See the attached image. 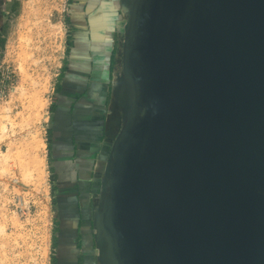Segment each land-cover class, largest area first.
<instances>
[{
  "label": "water",
  "instance_id": "1",
  "mask_svg": "<svg viewBox=\"0 0 264 264\" xmlns=\"http://www.w3.org/2000/svg\"><path fill=\"white\" fill-rule=\"evenodd\" d=\"M125 17L97 264H264V0H129Z\"/></svg>",
  "mask_w": 264,
  "mask_h": 264
},
{
  "label": "crops",
  "instance_id": "2",
  "mask_svg": "<svg viewBox=\"0 0 264 264\" xmlns=\"http://www.w3.org/2000/svg\"><path fill=\"white\" fill-rule=\"evenodd\" d=\"M90 2L75 5L68 0L69 29L51 96L47 148L54 181L52 264H95L98 174L118 130L106 100L120 68V21L115 23L110 0Z\"/></svg>",
  "mask_w": 264,
  "mask_h": 264
},
{
  "label": "rangeland",
  "instance_id": "3",
  "mask_svg": "<svg viewBox=\"0 0 264 264\" xmlns=\"http://www.w3.org/2000/svg\"><path fill=\"white\" fill-rule=\"evenodd\" d=\"M90 1L75 0V5H87ZM110 2L117 13L115 23H122L126 17L121 1ZM68 7V0H0V39H4L0 44V112L6 108L13 122H18L17 125L20 123L16 112L21 107L16 96L21 91V84L23 88H29L21 77V73L25 72L23 69L41 81L46 80V83L43 82L46 87L41 92L44 110L39 121L22 131H18L21 124L13 125V128L6 125V131L0 129V264H52L51 236L55 207L47 130L52 109L51 96L69 29L66 23ZM112 85L114 78L108 86L106 105L109 106L107 112L112 119H116L118 127L121 109L117 101H111ZM10 107L11 110L7 111ZM37 132L41 148L34 153L43 162L41 165L37 162L33 170L26 166L25 148H29L27 136ZM21 135L27 144L22 150L18 143L22 142L18 140L22 138ZM14 138L17 140L13 141ZM102 174H98V179ZM94 261L97 264L96 258Z\"/></svg>",
  "mask_w": 264,
  "mask_h": 264
},
{
  "label": "bare ground",
  "instance_id": "4",
  "mask_svg": "<svg viewBox=\"0 0 264 264\" xmlns=\"http://www.w3.org/2000/svg\"><path fill=\"white\" fill-rule=\"evenodd\" d=\"M128 4H129V0H125L124 1V4H123V12L126 13V11L128 12ZM26 54V53H25ZM27 55V54H26ZM31 60V59H30ZM25 70L24 74L21 73L23 76L22 79L24 82H27L28 85H29V88L25 89L23 88V85L21 84L20 88H21V91L19 92V95H15L16 98H17V103L18 105L21 107V110L16 112L18 117L20 118V123L21 126L17 125V123H14L13 120L11 119L12 116H10L8 114V112H6V108L5 110L2 109V113L0 114V129L2 131H6V125H10L9 128H13V125H17L19 128H18V131H22V130H25L27 129L28 127H30V125H34L36 122L39 121L40 119V116L42 115V109L44 107V101L42 100L43 98H41V92H42V88L45 89V84H43V82L46 83V80L44 81H41L39 80L38 78H35L32 76V74H28L26 72V69H23V71ZM36 71V70H35ZM36 73V72H35ZM40 73V72H39ZM20 74V75H21ZM39 75V74H38ZM43 76V75H42ZM119 79V76L117 74H115L114 76V85L117 83ZM21 81V80H20ZM42 82V83H41ZM48 84V83H47ZM48 87V86H47ZM18 90V89H17ZM45 92V90H44ZM43 92V93H44ZM122 93L120 94H115L114 93V97H116L117 101L120 100V102H122ZM14 96V95H13ZM14 96V97H15ZM12 97V98H14ZM119 98V99H118ZM13 101V99H12ZM14 103V101H13ZM9 104V103H8ZM10 105V104H9ZM4 106H6L4 104ZM7 107V106H6ZM13 107V105L11 106ZM11 107L10 108H7V111L8 110H11ZM3 108V107H2ZM1 110V109H0ZM44 110V109H43ZM15 112H14V115H15ZM42 121V120H41ZM38 125V124H37ZM15 127V126H14ZM16 128V127H15ZM9 130V129H8ZM17 130V129H16ZM14 131V130H13ZM12 131V132H13ZM12 132H11V135H12ZM24 132V131H23ZM8 133V131L6 132ZM15 134V132H13ZM17 133V132H16ZM1 134V133H0ZM5 134V133H4ZM23 134V133H22ZM27 134V133H26ZM39 134L38 132L36 134H32L27 136L28 138V145H29V148H25L24 146L27 145L25 144V140L24 138L22 137L23 135H21V139L19 138L18 140H22V142H18L19 143V148H21L22 150V147H24L26 150H27V153L25 154V157L27 158V163H26V166L27 168H33V170H35V166L37 164V162L39 163V165H41L40 163H42V159H39L38 156H35L36 153L35 150H39L41 148V143H40V139L38 138V135ZM2 135V134H1ZM6 135V134H5ZM4 135V136H5ZM13 136V135H12ZM15 136V135H14ZM19 136V135H18ZM2 137V136H1ZM40 137V136H39ZM4 138V137H3ZM17 139L14 138L13 141H16ZM11 141V140H9ZM23 148V149H24ZM25 152V150H24ZM10 153V152H9ZM40 153H41V150H40ZM1 154V153H0ZM7 154V153H6ZM5 154V155H6ZM28 154V155H27ZM10 155H13V154H10ZM8 156V155H7ZM1 157V156H0ZM5 157V156H4ZM3 157V158H4ZM12 157V156H11ZM7 159V157H6ZM5 159V160H6ZM9 160V159H7ZM40 167V166H39Z\"/></svg>",
  "mask_w": 264,
  "mask_h": 264
},
{
  "label": "trees",
  "instance_id": "5",
  "mask_svg": "<svg viewBox=\"0 0 264 264\" xmlns=\"http://www.w3.org/2000/svg\"><path fill=\"white\" fill-rule=\"evenodd\" d=\"M3 42H4V39L3 38H1L0 39V44L2 45L3 44ZM49 135H50V132H49V130H47V142H48V140H49ZM47 147H48V143H47ZM53 174L51 173V176H52ZM51 179H53V177H51ZM51 190H52V192L54 191V186H52V188H51Z\"/></svg>",
  "mask_w": 264,
  "mask_h": 264
},
{
  "label": "flooded vegetation",
  "instance_id": "6",
  "mask_svg": "<svg viewBox=\"0 0 264 264\" xmlns=\"http://www.w3.org/2000/svg\"><path fill=\"white\" fill-rule=\"evenodd\" d=\"M112 120H113V123H116V121H115L116 119H115V120H114V119H112Z\"/></svg>",
  "mask_w": 264,
  "mask_h": 264
},
{
  "label": "built area",
  "instance_id": "7",
  "mask_svg": "<svg viewBox=\"0 0 264 264\" xmlns=\"http://www.w3.org/2000/svg\"><path fill=\"white\" fill-rule=\"evenodd\" d=\"M120 28H121V25H120ZM121 30V29H120ZM122 32H120V35H121Z\"/></svg>",
  "mask_w": 264,
  "mask_h": 264
}]
</instances>
